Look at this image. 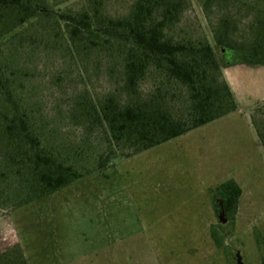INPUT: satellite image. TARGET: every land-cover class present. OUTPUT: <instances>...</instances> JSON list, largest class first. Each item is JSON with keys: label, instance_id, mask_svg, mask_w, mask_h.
<instances>
[{"label": "rangeland", "instance_id": "374dc122", "mask_svg": "<svg viewBox=\"0 0 264 264\" xmlns=\"http://www.w3.org/2000/svg\"><path fill=\"white\" fill-rule=\"evenodd\" d=\"M101 1L103 14L117 19L127 16L137 0ZM171 1L180 4L164 31L173 43L206 41L220 70L227 63L248 64L245 58L253 57L254 48L259 57L264 55V0ZM46 3L57 14H79L90 8L91 0ZM154 18L161 19L159 14ZM13 34L0 42L1 65L20 85L17 98L42 146L91 173L14 210L2 203L12 196L15 182L1 185L0 264H237V255L243 264H264V150L256 145V133H264V65L237 75L256 92L249 99L254 103V143L249 138L224 144L231 160V173L224 178L239 176L244 193L234 221L223 217L222 223L213 210L214 224L208 229L207 188L210 177H221L213 176L201 153L211 150L204 144L206 128L129 158L123 156L127 149L118 148L107 169L96 171L110 144L102 127L78 118L75 104L83 96L102 101L113 95L126 102L122 58L81 49L70 53L62 48L66 24L55 17L38 15ZM138 90L141 99H163L174 117L185 115L186 88L152 67ZM250 121L248 115L241 118L244 125ZM4 151L0 149V159ZM240 154L250 160L242 167Z\"/></svg>", "mask_w": 264, "mask_h": 264}, {"label": "trees", "instance_id": "16d2710c", "mask_svg": "<svg viewBox=\"0 0 264 264\" xmlns=\"http://www.w3.org/2000/svg\"><path fill=\"white\" fill-rule=\"evenodd\" d=\"M102 8L101 0H91L90 8L79 14H57L46 0H0V42L14 37L13 32L19 26L42 15L66 24L67 41L62 48L70 53L81 49L122 58L125 91L129 96L126 102L113 95L102 101L83 96L75 104L78 118L88 125L102 127L110 144L108 152L98 159L96 171L107 169L118 148L127 149L129 153L123 156L129 158L236 110L235 98L213 48L206 41L186 44L166 38L165 28L179 13L178 2L137 0L127 16L117 19L104 15ZM157 14L160 20H155ZM217 43L221 45L223 40L218 39ZM244 62L264 65V55L259 57L254 48L253 57H246ZM150 67L186 88L189 105L183 117H174L163 99L139 97V83ZM19 86L6 65L2 67L0 55V149L5 150L0 159V187L8 181L15 182L12 196L2 203L12 210L91 173L42 146L26 107L17 98ZM257 135L264 150V133ZM209 193L215 215L233 222L242 194L238 184L231 179ZM211 236L215 245L222 247L214 230Z\"/></svg>", "mask_w": 264, "mask_h": 264}, {"label": "crops", "instance_id": "0c3cea01", "mask_svg": "<svg viewBox=\"0 0 264 264\" xmlns=\"http://www.w3.org/2000/svg\"><path fill=\"white\" fill-rule=\"evenodd\" d=\"M249 66L260 67L259 65H249L244 63L225 64V66L221 67L223 78L233 93L237 108L233 113L202 126L206 128V132H204L205 136H208V140L204 144H206L205 146L207 147H209L208 145H210L211 150L204 152L202 149L201 153H205L206 155L205 162L207 164V167L210 169L212 165L211 171L213 173V176L219 178L221 177L220 180L210 177L213 182L209 184L210 186H208L207 191L211 189V187L214 188L217 185L232 179L230 178L226 180L228 175H230L231 173V168L228 167L229 165H231V160L229 161L228 151L226 150V146L224 145L225 142L228 139H232L235 142H242L250 138V141L254 143L256 131L250 121V113L251 109L254 107V103H250L249 99L251 98V95L255 94L256 92L252 88L251 84L248 85L247 83H243L237 76L241 72L245 73ZM243 115L249 116L250 125H244L241 123V118ZM202 127H199L197 129H200ZM246 130L248 131V133H251V137L249 136L250 134H247L245 132ZM229 132H232L234 134L229 135ZM256 145H260L259 138L258 140L256 139ZM249 162L250 160L248 157L246 158L245 155L243 156L240 154L238 163L241 164V167L245 163L248 164ZM208 168L206 169L207 174L209 172ZM237 179H239V176L236 177V180H232H234L238 184ZM241 190L243 194L244 191L242 188ZM209 198L208 209L211 212V217L206 221L207 223L205 224L206 228L208 229H210V227L214 224V214L212 209L211 197Z\"/></svg>", "mask_w": 264, "mask_h": 264}, {"label": "water", "instance_id": "95a60500", "mask_svg": "<svg viewBox=\"0 0 264 264\" xmlns=\"http://www.w3.org/2000/svg\"><path fill=\"white\" fill-rule=\"evenodd\" d=\"M219 219H220V221H221L222 223H225V222H226V220L223 218V215H220V216H219ZM236 261H237V264H243L240 255H237V257H236Z\"/></svg>", "mask_w": 264, "mask_h": 264}]
</instances>
